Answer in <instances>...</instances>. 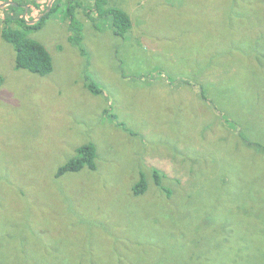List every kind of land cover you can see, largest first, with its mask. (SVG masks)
Wrapping results in <instances>:
<instances>
[{
	"label": "rangeland",
	"instance_id": "rangeland-1",
	"mask_svg": "<svg viewBox=\"0 0 264 264\" xmlns=\"http://www.w3.org/2000/svg\"><path fill=\"white\" fill-rule=\"evenodd\" d=\"M109 1L132 27L80 18L88 56L64 6L27 33L47 75L0 18V264H264V0Z\"/></svg>",
	"mask_w": 264,
	"mask_h": 264
},
{
	"label": "trees",
	"instance_id": "trees-1",
	"mask_svg": "<svg viewBox=\"0 0 264 264\" xmlns=\"http://www.w3.org/2000/svg\"><path fill=\"white\" fill-rule=\"evenodd\" d=\"M7 1L12 3L6 8H0V18H3V21L6 24L2 35L3 38L11 43L16 50L15 67L17 69H26L40 75H47L52 72L54 67L53 57L48 48L42 42L29 37L27 33L43 27L46 20L50 17L51 12L59 6L65 7L63 13L70 30L69 40L72 44H75L82 49L81 53L84 56H88V53H86V48L83 43L84 25L81 21L82 18L84 20H96L108 16L112 19V27L115 33L123 36H125L132 27L131 15L123 8L112 5L109 0H54L51 10L44 14L41 19L33 22L26 21L25 6L28 7V10L32 7L37 8V13L35 12L34 15L35 17L29 18L30 20H33L48 10V3H44L46 0H0V5L2 2ZM31 1H33V3H31ZM179 81L180 80L176 78L174 82L173 88L176 91H180L183 87ZM88 87L93 91L100 92V89H94L91 80H88ZM197 92L199 93L196 95H201V98L203 96L205 98V91L201 86ZM196 95L194 96L198 99ZM96 150L94 144H86V146L80 148L81 158L76 160L72 159L66 162V164L59 168L56 176L60 177L67 172L79 171L85 165H88L90 168H95L94 158ZM145 190V185H142L135 189V193H144Z\"/></svg>",
	"mask_w": 264,
	"mask_h": 264
},
{
	"label": "water",
	"instance_id": "water-1",
	"mask_svg": "<svg viewBox=\"0 0 264 264\" xmlns=\"http://www.w3.org/2000/svg\"><path fill=\"white\" fill-rule=\"evenodd\" d=\"M53 1H54V0H52L51 3L49 4L48 10H47L45 13L40 14L38 18L31 20V22L41 19V17H42L44 14H46L47 12H49V11L51 10V8H52V3H53ZM11 3H12V2L8 1V2H6V3H3V5H1L0 7H4V6H6V5H8V4H11ZM25 9H26L25 14H27V12H28V7L25 6Z\"/></svg>",
	"mask_w": 264,
	"mask_h": 264
},
{
	"label": "clouds",
	"instance_id": "clouds-1",
	"mask_svg": "<svg viewBox=\"0 0 264 264\" xmlns=\"http://www.w3.org/2000/svg\"><path fill=\"white\" fill-rule=\"evenodd\" d=\"M8 2V1H7Z\"/></svg>",
	"mask_w": 264,
	"mask_h": 264
}]
</instances>
